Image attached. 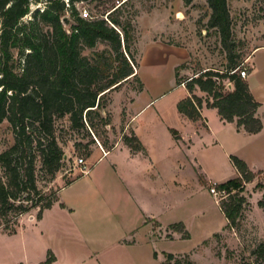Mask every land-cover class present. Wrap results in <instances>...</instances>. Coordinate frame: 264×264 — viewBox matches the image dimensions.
<instances>
[{
  "label": "trees",
  "instance_id": "obj_1",
  "mask_svg": "<svg viewBox=\"0 0 264 264\" xmlns=\"http://www.w3.org/2000/svg\"><path fill=\"white\" fill-rule=\"evenodd\" d=\"M89 1L70 0V8H67L64 0H47V9L35 14L38 21L22 25L21 20L29 13L30 0H0V123L7 120L15 135V144L0 154V166L7 175V182L0 179V215L3 217L14 213L17 218L38 208L37 219H41L44 211L57 201L56 196L46 205H40L45 197L38 190L35 175L37 159L52 178L66 160L56 136L57 119L69 116V130L89 139L86 146L76 141V151L83 148L89 151L96 140L110 150L116 142L109 145L108 131L115 132V129L111 126V113L106 110L107 97L131 81L137 83L134 91H143L133 52L134 25L124 13V6L130 0L106 11L101 18L83 19L73 5ZM193 1L184 0V3L190 5ZM206 1L212 10L209 28L219 32L229 56V66L225 72L207 69L185 81L179 80L176 73L177 85L185 84L190 93L179 102L178 110L188 119L197 121L205 107L217 109L223 121L236 123L239 130L248 134H257L263 129V122L257 117L260 103L245 79L230 74L242 62L235 61L232 56L235 45L228 2ZM70 10L75 22L66 29L62 17ZM40 23L50 30L45 31ZM99 43H106L108 49L84 55L86 49H94ZM14 50L23 56L21 73L14 63ZM226 81L232 83V89L225 88ZM197 89L206 94V98L197 96ZM101 138H105L104 141ZM122 140L133 153H145L134 133L122 136ZM91 154L92 151L87 152V157ZM231 161L240 177L219 186L228 193V198L219 204L228 220L227 229L238 230L241 212L249 204L244 194L246 184L262 173H254L236 156H232ZM32 194L38 196V200L34 201ZM258 205L264 211V197ZM172 229L188 239L182 223ZM4 230L8 232L7 227ZM259 249L257 254L264 258V245ZM166 258L165 264L174 260L180 264L173 254H167ZM52 262L53 257L49 256L43 264ZM187 264L193 263L188 261Z\"/></svg>",
  "mask_w": 264,
  "mask_h": 264
},
{
  "label": "crops",
  "instance_id": "obj_2",
  "mask_svg": "<svg viewBox=\"0 0 264 264\" xmlns=\"http://www.w3.org/2000/svg\"><path fill=\"white\" fill-rule=\"evenodd\" d=\"M180 59L174 65L176 73L187 61ZM244 62L249 67L245 80L260 103L257 117L263 122L261 132L248 134L239 130L236 123L223 121L217 109L206 107L201 111V119L192 121L178 110L179 102L190 93L185 85H177V77L169 89L155 88L152 93L140 78L143 91H133L129 102L122 103L118 119L111 113L112 127L119 130L123 126L122 136L134 133L145 153H133L122 137L112 149H107L106 156L101 150L96 151L89 173L63 185L54 205L44 211L41 219L31 220L40 226L46 242L38 256L25 254L18 264H43L49 256L53 257L51 264H85L93 256H108L114 249L130 254V264H136V252L144 250L148 262L164 264L167 254L185 253L163 251L162 257L157 245L165 240L153 237L152 223L163 232L174 233L176 240L190 239L192 228L203 224L209 235L200 245L228 230V220L211 194L210 184L221 185L240 177L232 156L246 162L254 173L264 175V43L255 47ZM121 90L113 93V101L118 95H126ZM176 91L181 94L172 97ZM146 94L149 97L136 106L137 100ZM195 94L206 98L199 89ZM207 197L209 205L195 204V200ZM209 207L221 220L226 219L221 229H211ZM180 223L185 226L188 239L172 229ZM20 228L9 234L0 227V240L3 235L16 236ZM77 243L84 247L78 246V250ZM0 264H4L1 249Z\"/></svg>",
  "mask_w": 264,
  "mask_h": 264
},
{
  "label": "rangeland",
  "instance_id": "obj_3",
  "mask_svg": "<svg viewBox=\"0 0 264 264\" xmlns=\"http://www.w3.org/2000/svg\"><path fill=\"white\" fill-rule=\"evenodd\" d=\"M124 1L126 0H91L75 3L73 6L79 13L84 10L88 11L91 17L88 19H96L101 18L106 11H110ZM227 2L232 20L233 43L235 45L232 56L235 61L243 64L255 47L264 43V0H227ZM30 4L33 5V13L28 14L21 20L22 25H29L32 21H38L35 17L37 11L41 13V11L47 9V0H30ZM36 8L40 9L35 11ZM124 13L126 17L132 20L134 25V58L140 78L144 80L143 82L150 93L155 88L158 91H165L171 87L176 80L174 65L181 61L180 58L187 60L177 69L178 79L181 81L191 80L207 69L225 72L229 66V56L222 45L219 32L216 29L209 28L212 10L206 0H194L190 5H186L184 0H130L124 6ZM62 18V21L67 18L70 25L75 22L71 10L64 12ZM40 25L45 31L50 30L48 26L41 23ZM65 28L70 29V26L68 25ZM106 49H108L106 43H99L94 49H86L84 55L91 56L95 52H102ZM22 60L23 56L19 54L18 50H14V63L18 73L22 71L20 68ZM243 69L249 70L248 65L245 64ZM136 87L137 83L135 81L124 85L121 91L126 95H123V97L118 95L115 101H113V94H110L107 97L109 100L107 112L111 113L113 111L115 119H118L122 103L129 102L128 99H131L132 92ZM180 94L181 91H176L172 97ZM148 97V94L140 97L136 102V106L144 103ZM113 113H111V116ZM122 120L123 125H125L123 114ZM70 124L69 116L56 121V136L66 153V160L55 178H52L42 168L39 159L35 163L36 184L38 190L45 197L40 205H46L49 201L54 200L63 185L83 175L81 168L77 165L80 158L85 159L89 167V164L95 160L92 158L96 151H102L101 143L98 140H96L94 146L88 148L89 151H92L90 158L87 157V152H89L86 151L87 149L83 148L80 152L76 151L74 148L76 141H81L86 146L89 139H84L82 136L72 133L69 130ZM122 127L115 130V132L108 131L109 145L119 141L122 137L123 133L120 132ZM101 139L104 141L105 138ZM63 142L65 145H63ZM14 144L15 135L12 126L5 120L0 123V154ZM103 149L107 151L106 148ZM89 159L92 160L89 161ZM28 160L29 157L27 156V162ZM0 179L7 182V175L1 166ZM219 186L210 184L209 189L215 187L217 191H223ZM246 188L248 189L244 194L249 204L241 212L238 230H225L219 236L200 245L206 239L204 238L205 235H209V233L207 234V226L203 224L192 228L190 239L176 240L173 236L174 233H171L172 235L168 234L169 230L163 232L158 224L152 223L150 229L153 232V237L165 240L158 242L157 251L162 254V257H164L163 251L185 253L175 255L180 264H187L188 261L193 264H264V258L257 254L260 246L264 245V211L258 205V202L264 197V175H259L255 183ZM225 193L224 199H227L228 193L227 191ZM32 198L34 201L38 200V196L34 194H32ZM214 198L216 201L219 199L215 196ZM195 204L206 206L210 204V199L208 197L207 199L199 198L195 200ZM30 205L31 203L28 206ZM38 213L39 209L35 208L17 218L14 213H10L6 217L0 215L2 228L7 227L8 232L17 231L21 227L16 236L7 237L3 235L0 240L2 262L4 264H18L17 261L25 259V254L30 256L39 255L42 243L44 244L46 239L42 238L43 231L40 226L31 221L38 217ZM208 216L213 230L221 229L223 223H226V219L221 220L222 217L214 209L209 211ZM183 238H186V236L184 235ZM78 246L84 247L81 243H77L78 250H80ZM136 253L138 259L136 264H159L147 261V250ZM131 259L133 258L130 254L121 253L119 250L114 249L108 256L105 254L93 256V259L87 260L85 264H130ZM166 261L165 256L164 264ZM24 264L28 263L24 261ZM169 264H176V262L174 260Z\"/></svg>",
  "mask_w": 264,
  "mask_h": 264
},
{
  "label": "built area",
  "instance_id": "obj_4",
  "mask_svg": "<svg viewBox=\"0 0 264 264\" xmlns=\"http://www.w3.org/2000/svg\"><path fill=\"white\" fill-rule=\"evenodd\" d=\"M64 1H65V3H66L67 8H70V0H64ZM39 9H40V8H36L35 11H37V10H39ZM41 12H43V11H41ZM31 13H33V5H32V4L29 5V13H28V14H31ZM28 14H27V15H28ZM27 15H26V16H27ZM80 17L83 18V19L91 18V17L89 16L88 11H86V10L80 12ZM244 65H245V63L241 64L239 67H237L236 69L232 70V71L230 72V74H237V75L240 76L242 79H246V78L248 77V75H249V71L246 70V69H243ZM226 82H227V81H226ZM183 85H185V84H183ZM225 88H227V89H232V83H230V82L225 83ZM99 145H100V144H99ZM100 147H101V149H102V151H103V155L106 156V155L108 154V152L105 151L101 145H100ZM77 165L81 168L80 170H81V173L83 174L82 176H84V175H86V174L89 173V168H88V166H87V163H86L85 159L80 158V159L77 161ZM213 184H214L215 186L218 185V184H216V183H213ZM210 192H211V194L214 195L216 198H217V197L219 198V199H217V202H220L222 199H224V197H225V195H226L225 191H217L215 187H212V188L210 189ZM219 200H220V201H219Z\"/></svg>",
  "mask_w": 264,
  "mask_h": 264
},
{
  "label": "water",
  "instance_id": "obj_5",
  "mask_svg": "<svg viewBox=\"0 0 264 264\" xmlns=\"http://www.w3.org/2000/svg\"><path fill=\"white\" fill-rule=\"evenodd\" d=\"M63 23H64V26L67 27L69 25L70 21L67 20V18H65Z\"/></svg>",
  "mask_w": 264,
  "mask_h": 264
}]
</instances>
